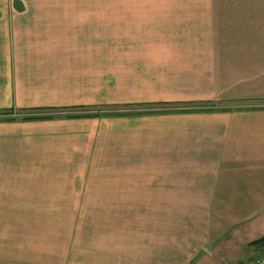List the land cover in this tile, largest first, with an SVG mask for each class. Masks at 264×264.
I'll list each match as a JSON object with an SVG mask.
<instances>
[{"label": "crops", "instance_id": "crops-1", "mask_svg": "<svg viewBox=\"0 0 264 264\" xmlns=\"http://www.w3.org/2000/svg\"><path fill=\"white\" fill-rule=\"evenodd\" d=\"M240 8L264 0H0V215L65 214L92 185L188 201L173 264H225L264 236V51L214 15ZM114 107L133 110L75 116Z\"/></svg>", "mask_w": 264, "mask_h": 264}, {"label": "rangeland", "instance_id": "rangeland-1", "mask_svg": "<svg viewBox=\"0 0 264 264\" xmlns=\"http://www.w3.org/2000/svg\"><path fill=\"white\" fill-rule=\"evenodd\" d=\"M214 10V15L226 16L229 22L250 26L253 41L258 39L259 51H264V8ZM160 107L142 109L153 111ZM130 110L133 109L100 108L89 113ZM20 186L19 191L8 193L20 197L48 194L32 189V185ZM91 186L60 193L69 199L64 203L67 208L56 211L65 214L0 215V264H173L175 235L181 228L189 229V219H194L188 215V201H180L178 210L173 208V201H102L94 198L103 196V192L88 190ZM76 203L91 214L71 213ZM100 203L105 209L95 208ZM99 211L103 214H97ZM177 211L185 214H172ZM259 236L256 233L253 238ZM235 253L237 258L227 259L225 264H251L257 255L254 246L246 242L237 246Z\"/></svg>", "mask_w": 264, "mask_h": 264}, {"label": "trees", "instance_id": "trees-1", "mask_svg": "<svg viewBox=\"0 0 264 264\" xmlns=\"http://www.w3.org/2000/svg\"><path fill=\"white\" fill-rule=\"evenodd\" d=\"M100 113H85V114H75V116H89V115H98ZM250 245L254 246V250L256 251H262L264 250V236L255 239L249 243Z\"/></svg>", "mask_w": 264, "mask_h": 264}, {"label": "built area", "instance_id": "built-area-1", "mask_svg": "<svg viewBox=\"0 0 264 264\" xmlns=\"http://www.w3.org/2000/svg\"><path fill=\"white\" fill-rule=\"evenodd\" d=\"M251 264H264V250L257 251V255L254 256Z\"/></svg>", "mask_w": 264, "mask_h": 264}]
</instances>
